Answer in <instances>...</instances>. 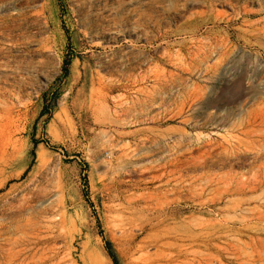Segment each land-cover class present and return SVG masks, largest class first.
<instances>
[{"label": "rangeland", "instance_id": "1", "mask_svg": "<svg viewBox=\"0 0 264 264\" xmlns=\"http://www.w3.org/2000/svg\"><path fill=\"white\" fill-rule=\"evenodd\" d=\"M106 241L264 264V0H0V264Z\"/></svg>", "mask_w": 264, "mask_h": 264}, {"label": "bare ground", "instance_id": "2", "mask_svg": "<svg viewBox=\"0 0 264 264\" xmlns=\"http://www.w3.org/2000/svg\"><path fill=\"white\" fill-rule=\"evenodd\" d=\"M156 25H157V24H156ZM164 30H165V29H164ZM178 54H179V53H178ZM170 57H171V56H170ZM165 58H166V57H165ZM110 60H111V59H110ZM124 62H125V61H124ZM132 62H133V61H132ZM125 63H126V62H125ZM127 63H129V61H128ZM127 63H126V64H127ZM227 179H228V178H227ZM227 179H226V180H227ZM247 179H248V178H247ZM228 181H229V179H228ZM230 181H231V180H230ZM222 182H224V180H222ZM246 182H248V181H246ZM227 183H228V182H227ZM222 184H223V183H222ZM225 184H226V183H225ZM229 186H230V185H228L227 187H229ZM218 187H219V186H218ZM225 187H226V186H225ZM225 187H223V188H225ZM220 188H221V187H220ZM225 189H227V188H225ZM222 191H224V190H222ZM222 191H221V192H222ZM226 191H227V190H226ZM229 191H230V189H229ZM227 192H228V191H227ZM219 193H220V192H219ZM216 194H217V193H216ZM217 195H218V194H217ZM220 195H221V194H220ZM223 196H224V195H223ZM219 197H221V196H218V198H219ZM242 200H243V199H242ZM242 200H241V201H242ZM234 203H235V202H234ZM237 203H238V202H237ZM236 205H237V204H236ZM255 206H257V205H255ZM238 207H239V206H238ZM253 207H254V206H253ZM251 208H252V207H251ZM258 208H259V207H257V209H256L257 211H258ZM249 209H250V208H249ZM224 210H225V209H224ZM226 210H227V209H226ZM250 211H251V210H250ZM257 211H254V212L258 213ZM260 211H261V210H260ZM256 215H257V214H256ZM259 215H262V214H259ZM166 216H167V215H166ZM260 217L262 218V216H260ZM260 217H257V218H260ZM161 220H162V219H161ZM225 220H226V219H225ZM225 220H223V221H225ZM163 221H164V219H163ZM219 221H220V220H219ZM190 222H191V221H190ZM196 222H199V223H200V221H196ZM206 222H207V221H206ZM220 222H221V221H220ZM225 223H226V221H225ZM204 224H205V222H204ZM223 224H224V223H223ZM243 224H244V222H243ZM198 225H199V224H198ZM206 225H207V224H206ZM206 225H205V226H206ZM189 226H190V225H189ZM196 226H197V225H196ZM202 226H203V225H202ZM224 226H225V225H224ZM226 226H227V225H226ZM226 226H225V227H226ZM207 227H208V226H207ZM192 228H193V227H192ZM204 228H205V227H204ZM196 229H197V228H196ZM199 230H202V229H199ZM191 231L193 232V230H191ZM202 231H203V230H202ZM192 232H190V233H192ZM200 233H201V232H200ZM187 234H188V233H187ZM180 235H182V234H180ZM171 236H173V235H171ZM182 236H183V235H182ZM186 236H187V235H186ZM189 236H191V235H189ZM189 236H188V237H189ZM167 237H168V236H167ZM175 237H176V236H175ZM178 237H179V236H178ZM194 237H195V235H194ZM168 238L171 239L172 237H171V238L168 237ZM184 239H185V238H184ZM193 239H194V238H192V241H193ZM197 239H198V238H197ZM187 240H188V239H187ZM166 242H167V241H166ZM168 242H169V241H168ZM174 242H175V241H174ZM174 242H173V243H174ZM196 242H197V241H196ZM171 243H172V242H171ZM175 243H176V242H175ZM188 243H189V242H188ZM188 243H187V245H188ZM190 243H191V242H190ZM190 243H189V244H190ZM193 243H194V242H193ZM193 243H192V244H193ZM167 244H169V243H167ZM179 244H180V243H179ZM246 244H247V243H246ZM173 245H174V244H173ZM173 245H172V246H173ZM175 245H176V244H175ZM175 245H174V246H175ZM190 245H191V244H190ZM197 245H198V244H197ZM197 245H196V246H197ZM261 245H262V243H261ZM170 246H171V245H170ZM179 246H180V245H179ZM179 246H178V247H179ZM184 246H185V245H184ZM185 247H187V246H185ZM185 247H184V248H185ZM176 248H177V246H176ZM168 250H169V249H168ZM184 250H185V249H184ZM184 250H183V251H184ZM164 251H165V250H164ZM180 251H181V249L178 250V252H180ZM185 251H186V250H185ZM250 251H251V250H250ZM170 252H173V251L170 250ZM186 252H188V250H187ZM199 252H200V251H199ZM167 253H168V252H167ZM175 253H176V252H175ZM190 254H191V253H190ZM158 255H159V253H158ZM178 255H180V254H178ZM182 255H183V254H182ZM216 255H218V254H216ZM180 256H181V255H180ZM192 256H193V255H192ZM195 256H197V255H195ZM174 257H175V255H174ZM214 257H215V256H214ZM214 257H213V258H214ZM161 258H162V257H161ZM164 258H165V257H164ZM197 258H198V257H197ZM174 259H175V258H174ZM192 259H193V258H192ZM210 259H211V258H210ZM194 260H195V259H194ZM199 260H200V259H199ZM203 260H204V259H203ZM207 260H209V257H208ZM246 260H247V259H246ZM204 261H206V260H204ZM189 262H190V261H189ZM216 262H217V261H216ZM263 262H264V261H263ZM190 263H191V262H190ZM192 263H193V262H192ZM199 263H200V262H199ZM219 263H220V262H219ZM193 264H194V263H193ZM197 264H198V262H197ZM200 264H201V263H200Z\"/></svg>", "mask_w": 264, "mask_h": 264}, {"label": "trees", "instance_id": "3", "mask_svg": "<svg viewBox=\"0 0 264 264\" xmlns=\"http://www.w3.org/2000/svg\"><path fill=\"white\" fill-rule=\"evenodd\" d=\"M105 247L107 250V253L109 255V257L111 258V260L113 261L114 264L117 263V258H116V254L115 251L113 250L111 243L109 241L105 242Z\"/></svg>", "mask_w": 264, "mask_h": 264}]
</instances>
